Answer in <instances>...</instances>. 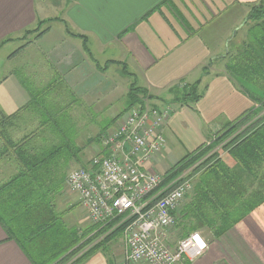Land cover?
I'll use <instances>...</instances> for the list:
<instances>
[{"label":"crops","instance_id":"1","mask_svg":"<svg viewBox=\"0 0 264 264\" xmlns=\"http://www.w3.org/2000/svg\"><path fill=\"white\" fill-rule=\"evenodd\" d=\"M255 2L0 0V186L15 176H19L17 180L22 178L29 164H22L20 157L27 153H53L64 141L73 153L68 158L69 165L76 160L80 164L84 153L90 152V157L81 163L85 165L102 151L100 137L110 127H100V116L105 114L109 120L116 101L124 105L120 113L126 110L132 78L121 72L117 64L121 62L137 84L146 89L152 106L172 104L174 108L163 127L164 148L146 164L147 170L164 174L174 165H162L166 153L178 156L179 161L201 144L208 145L218 133H224L228 122L254 104L225 64L229 54L238 51L246 38L242 33L232 46L228 36L232 28L235 34L238 22L249 15V7ZM48 19L52 20L49 29L21 47L29 38L18 35ZM64 22L70 31L86 37L91 57L82 39L66 32ZM193 86L198 98H181ZM75 107L81 109L76 111ZM63 113L72 121L74 130V120L86 125L85 133L76 132L70 139L66 133L61 135L58 127ZM49 131L54 134L52 142L45 140L51 137ZM78 136L86 137L83 147L75 139ZM221 158L226 157L221 154ZM68 172L60 177L61 186L52 194V200L66 188ZM51 205L57 213L54 203ZM188 206L189 201L180 211L184 238L198 231L189 230L195 222L187 212ZM250 219L251 223L236 225L211 244L207 242L203 256L188 259V264H264V225L252 216ZM95 231L84 238L89 239ZM166 237L173 248L174 239L168 230ZM111 250L108 245L107 255L99 248L77 264H112ZM0 264H33L18 243L7 238L1 225Z\"/></svg>","mask_w":264,"mask_h":264},{"label":"trees","instance_id":"2","mask_svg":"<svg viewBox=\"0 0 264 264\" xmlns=\"http://www.w3.org/2000/svg\"><path fill=\"white\" fill-rule=\"evenodd\" d=\"M247 19L252 20V23L247 29L246 38L238 51L227 53L230 54L225 69L254 104L235 120L228 122L224 134L217 139L219 142L229 134L232 136L234 132L237 133L222 149L229 155L228 161L232 165L219 158L216 151L205 156V151L212 150L213 143L208 146L203 143L164 173L169 178L197 163L192 173H201L193 183L192 197L187 207L195 224L189 230L205 227L217 239L236 225L251 223V216L264 225V0L253 8ZM50 21L37 22L35 29ZM48 29L47 24L34 38ZM65 30L71 36L81 37L83 48L91 57L86 37L73 33L66 24ZM97 67L104 69L99 65ZM123 67V73L126 74V66ZM140 97L148 98L147 91L133 80L126 95V109L140 102ZM182 98L195 101L198 98L195 86L183 93ZM62 138L66 139L65 136ZM59 149L68 152H64L66 155L60 158L67 164L73 154L70 146L63 141L54 151ZM54 151L27 153L25 157H20L23 159L22 164H29L22 178L17 180L19 176H15L0 186V225L7 238L14 239L33 264H77L99 248L108 255V245L122 233V226L114 227L115 222L99 229L95 235L97 237L100 234L101 237L88 244L90 246L86 245L89 239H80L77 252L88 246L82 252L69 251L71 242H77L79 234L78 231H70L51 205L52 194L56 193L62 182V178H59L58 185L53 187L48 177L49 167H44V164L54 161ZM189 175L193 176L191 172Z\"/></svg>","mask_w":264,"mask_h":264},{"label":"built area","instance_id":"3","mask_svg":"<svg viewBox=\"0 0 264 264\" xmlns=\"http://www.w3.org/2000/svg\"><path fill=\"white\" fill-rule=\"evenodd\" d=\"M173 110L170 104L157 108L140 98L101 135L102 151L65 178L95 232L112 222L122 226L128 264H172L197 258L208 248L199 232L174 248L167 242L166 232L177 221L175 208L193 188L191 177L185 170L167 178L146 169L164 148L163 127Z\"/></svg>","mask_w":264,"mask_h":264},{"label":"rangeland","instance_id":"4","mask_svg":"<svg viewBox=\"0 0 264 264\" xmlns=\"http://www.w3.org/2000/svg\"><path fill=\"white\" fill-rule=\"evenodd\" d=\"M260 3H261V0H258L257 2L251 4L250 7H249V14H251V12L253 11V8L256 7V6H259ZM252 6H254V7H252ZM251 23H252V20L247 19V17L244 18V19H242V20H240L238 22V24H237L238 26H237V29H236L235 34H234V31H233V30H235V28L234 29L232 28V30L230 32V35L228 36V38H231L229 45H232L233 46V45L237 44L239 42L238 37L242 33H244L245 36H246L247 29L249 28V26L251 25ZM47 24L48 23L41 24L36 29H35V26H36V24H35L31 28L25 29L18 36L20 38H22V39H28L29 38V40H31V39H33L35 37V35L38 34V32H40L41 30H43L46 27ZM244 24H248V27H245ZM232 37H234V38L232 39ZM27 42H24L23 44H25ZM86 45L89 48V46H88L89 43L88 42H86ZM117 64L119 65V69L123 73V70H124L123 65L125 66L126 64L124 62L117 63ZM117 64H116V66L118 67ZM126 70H127V73L126 74L123 73V74H125L126 76H130L132 78L131 79V82L133 80H135L130 75L129 70L127 69V66H126ZM111 73L113 74L112 70H111ZM136 84H137V82H136ZM137 86H139V84H137ZM68 98H69V95H68ZM140 98H142V97H140ZM181 98H182V96H181ZM67 101L69 102V99H66L65 100V102H67ZM170 105H172V104H170ZM65 106L68 107L69 104H67ZM47 107L49 108L50 106L47 105ZM75 108H77V109H75L76 111L79 110V109H81L79 107H75ZM123 108H124V105H123L122 101H116L113 104V106H111V110H110V114H109V120H106L105 114H104V117L103 116H100V120H99L100 121V124H99L100 127H103V129H106L108 127H111L112 128L113 125H114V120L120 118L123 115V113H125V111H127V109H126L124 112H121L120 113V111H122ZM111 119H113V120L111 121ZM73 122H74L73 127H75V130L71 127L72 121L70 120L69 117H67L66 113H63L61 115V117H60V125H59L58 129L59 128L62 129L61 135L63 133H66L68 139L73 138L76 135V132H77V134L85 133L86 125H84L82 122H78L76 120H74ZM47 126L48 125H46V127ZM94 128L96 129V126L95 125H94ZM49 132L51 133V137H48L47 136L46 139H45L46 142L47 141L52 142L53 139H54L53 132H51V131H49ZM95 133H96V131H95ZM223 134L224 133H222V134L221 133H218L219 138ZM229 135L226 138H224V139L222 138L223 140H219V142H217L218 141L217 140L218 137L214 138V140L211 139L212 141L210 140L209 141V144H211L213 142V144H212L213 147L211 146V149L212 150H208L209 152L208 151H205L206 152L205 153V156L206 155L208 156V155H210L209 153H212V152H215L216 151V152L219 153V156H218L219 158L221 157V154H222L224 157H226V158H224L222 160L223 161H227V159H229V155L227 154L226 151L222 150L223 149V145L226 144L233 136L237 135V133L234 132L232 136H229ZM75 139L77 140L78 145L83 147V145L85 144L86 137H84V136H78V137H75ZM96 143H97V141L95 140V144ZM206 144L207 143H205V146H206ZM64 152H67V151L64 150V149H62V150L59 149L58 151L55 152L54 162L52 164H44V167H45V165H46V167H49V165H53L48 170L49 171L48 172V174H49L48 177L51 180V183L50 184L53 187H55V186L58 185L59 178L62 177L63 173H65L67 171H71V170H73L75 168H78V167H82L83 164H81V163H83L86 159H88L90 157V152L87 151L86 153H84L85 156L83 158V162H80V164H79L78 161L76 160V161H74L72 163V165H69L68 163L66 164L64 160L63 161L60 160L61 156L66 155ZM207 152H208V154H207ZM175 155H177V154H175ZM177 157L178 156H170L169 157L167 155V153H166L164 155V163L162 165L164 166L165 164H168V165L175 164L178 161V159H179V158L177 159ZM85 165H83V166H85ZM229 165H232V164H229ZM193 167H190V168H188L185 171L187 172V175L189 177H192V179L194 181L195 178L197 180V178L199 177V175H200L201 172L200 171H196V172H193L192 173ZM189 172H191V174H193L194 177L191 176V175H189ZM67 174L68 173H66V175ZM65 186H66V188L63 190V192L60 193L59 195H57L54 198L53 203H54V208L56 209L57 213L59 214V217H61L62 221L66 224V226L69 229L78 231L79 239H78L77 242H76V240L75 241H72L71 242L72 243V246L69 249V251L71 250V253L72 252L73 253H76L78 251V249H79V247H78L79 240L81 239V241H82L84 239L85 235H87L88 233H90V231L92 232L93 230H95V226L93 224H91V222L88 220L86 210L81 207L82 205H81V203H80V201L78 199V195H76L73 192H71L70 189L67 187L66 184H65ZM192 191H193V189L191 191H189V193L177 204V206L175 208V213H176L177 221H176V223L173 226H171V227L168 228L169 234L171 235L172 239H174V241L172 243L173 248L176 246L177 242L180 241L181 239H183L184 236H185L183 234L184 233V230L180 226V222H182V218H181L180 211H181V208L192 197ZM79 205H81V206L79 207ZM179 226H180V229H179ZM97 232H95V233H97ZM197 232H199L203 236V238L208 243H210V244L214 240V236L212 235V233L210 232V230L207 229V228H205V227H203L201 229H198ZM81 233H82V235H81ZM95 233L90 238L88 237L89 238V242L86 245H88V244L91 245L92 243L96 242L101 237L100 234H98L97 237H96ZM81 236H84V237L82 238ZM215 239H217V238H215ZM90 240H92V241L90 242ZM85 246L83 248H81V250L79 252H77V253L82 252V250L85 249ZM111 247H112V250H111V253L110 254L112 256L109 255V259H110L111 263L112 264H128L127 261H126V259H125V255H124L122 233L119 234L117 238H114L110 242V248ZM199 257H197V258L199 259ZM197 258H194V259H191V260L193 261V260H195ZM184 260H185V262H183ZM187 260H188L187 258L186 259L183 258V259H181L179 261H175L172 264H176V263L177 264H188V261Z\"/></svg>","mask_w":264,"mask_h":264}]
</instances>
